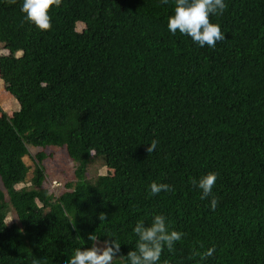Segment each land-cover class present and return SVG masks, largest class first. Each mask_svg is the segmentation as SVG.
I'll return each mask as SVG.
<instances>
[{"label": "trees", "instance_id": "16d2710c", "mask_svg": "<svg viewBox=\"0 0 264 264\" xmlns=\"http://www.w3.org/2000/svg\"><path fill=\"white\" fill-rule=\"evenodd\" d=\"M22 2L0 0L2 66L18 104L0 116V264H64L110 239L121 244L112 264H126L131 229L154 213L184 233L161 264H264V0H225L209 18L225 33L213 48L167 30L173 0H62L46 31L24 19ZM28 146L64 148L77 180L55 197L39 152L37 179L16 189ZM92 156L110 177L83 181ZM208 172L217 180L202 200L190 180ZM152 182L173 190L153 195ZM10 208L17 222L7 225ZM212 246L207 260L192 256Z\"/></svg>", "mask_w": 264, "mask_h": 264}, {"label": "clouds", "instance_id": "9594fccd", "mask_svg": "<svg viewBox=\"0 0 264 264\" xmlns=\"http://www.w3.org/2000/svg\"><path fill=\"white\" fill-rule=\"evenodd\" d=\"M61 3L62 0H23L20 10L26 21L38 30L46 31L51 27V18L48 14L50 7H59ZM160 3L168 4L169 0H160ZM173 3V13L167 19V30L172 35L179 32L181 35L189 37L200 48L206 45L213 48L217 42L225 39V33L221 31L220 25L210 22L209 19L210 16L223 14L227 8L225 0H173ZM156 148L157 141L153 139L150 144H147L146 151L151 153ZM216 180L217 173L208 172L199 178H192L190 182L200 190V199L203 200L211 195ZM149 188L153 195L173 190L169 184L156 182H152ZM217 202L215 196L210 199V210H215ZM102 218L105 219L104 214ZM145 222L138 220L135 223L131 229L135 236L134 245L126 255H119L126 261V264H161L162 252L165 249L171 252L174 245L184 236L183 232L170 227L167 217L163 214L154 213L150 220ZM87 238L89 241L97 240L92 234ZM120 245L110 239L105 240L103 246L93 243L88 248H76L70 259L65 260L64 264H112L120 254ZM215 251L214 246L203 251L193 250L192 256L199 257L200 261H205L212 257ZM162 264H168V261L165 260Z\"/></svg>", "mask_w": 264, "mask_h": 264}, {"label": "rangeland", "instance_id": "374dc122", "mask_svg": "<svg viewBox=\"0 0 264 264\" xmlns=\"http://www.w3.org/2000/svg\"><path fill=\"white\" fill-rule=\"evenodd\" d=\"M85 29L81 23L74 26L73 32L80 34ZM8 55L6 50H0V116L5 113L11 117L17 110L18 104L10 94V80L9 76L4 73L2 60ZM19 55V53H18ZM28 155L24 157V162L27 167V176L24 184L17 185L15 188L19 189L23 186L32 185L37 179V163L35 155L42 152L45 158L41 162L42 166V187L47 189L55 197L66 191L65 184L75 182L77 177L75 175L76 164L72 162L67 156L64 148L48 147L45 149L27 147ZM112 171L108 169L103 161L96 156L86 164L84 173L81 178L84 182L94 183L98 179L110 177ZM7 225L17 222L15 212L12 208L9 209L6 220ZM100 246L103 244L97 243Z\"/></svg>", "mask_w": 264, "mask_h": 264}]
</instances>
